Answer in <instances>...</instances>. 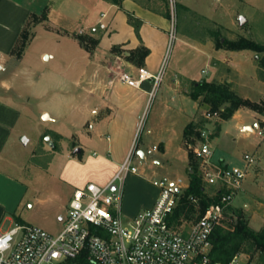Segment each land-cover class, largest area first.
<instances>
[{"label": "crops", "instance_id": "crops-1", "mask_svg": "<svg viewBox=\"0 0 264 264\" xmlns=\"http://www.w3.org/2000/svg\"><path fill=\"white\" fill-rule=\"evenodd\" d=\"M216 1L223 8L240 0ZM180 6L205 17L212 28L200 36L180 32L172 66L154 93L152 117L158 122L151 123L148 138L139 137L135 145L133 157L140 164L148 163L152 172L140 170L135 163L138 172L128 174L122 202L127 218L152 206L159 193L156 181L172 174L174 161L188 173L184 129L196 123L203 95L195 99L192 93L199 81L229 83L239 96L252 101L257 100V91L264 94L259 73L254 83L241 80L234 54L248 49L219 48L211 35L219 30L222 37L239 38L244 17L221 22L185 0ZM44 13L46 17L34 26L17 57L14 49L31 15ZM170 27L168 0H119L118 4L111 0H0V232L13 223L33 225L24 214L26 205L33 207V195L41 202L46 198L40 195L71 199L75 189L113 177L133 147L153 89L152 80L134 87L122 81L120 74L137 76L141 67L158 74L167 55ZM76 35L84 36L89 47ZM196 59L201 62L198 68ZM241 110L231 119L237 120L242 131L255 132L253 125L239 120ZM257 114L264 124V114ZM32 125L59 139L41 145L49 156L47 162L40 161L42 154H34L40 140L31 149L24 148L30 141L24 136ZM227 134L229 128L219 139ZM33 158H37L34 163ZM158 168L167 169L166 174L158 176ZM41 172L48 174L43 181L37 179ZM185 180L189 182V173ZM66 203L53 213L61 222L67 215L61 213L67 210Z\"/></svg>", "mask_w": 264, "mask_h": 264}, {"label": "built area", "instance_id": "built-area-1", "mask_svg": "<svg viewBox=\"0 0 264 264\" xmlns=\"http://www.w3.org/2000/svg\"><path fill=\"white\" fill-rule=\"evenodd\" d=\"M176 2L169 0L172 18L168 50L176 38ZM166 58L158 74L141 67L137 76L123 72L119 78L134 87L152 80V97L164 74ZM218 114V111H207L205 116L212 118ZM256 127L257 134L264 137V125ZM134 149L133 144L108 182H91L75 189L63 228L57 234L21 223L0 232V264H246L239 253L228 263L213 261L211 238L251 167L257 164L255 156L246 153L243 167L215 161L209 133L201 129V140L195 148L200 171L206 183L218 186L222 192L188 224L189 218L184 213L176 215L189 187L183 178L159 179L156 181L159 193L152 206L133 217L123 215L126 178L138 172L133 161ZM188 199L198 202L192 195Z\"/></svg>", "mask_w": 264, "mask_h": 264}, {"label": "rangeland", "instance_id": "rangeland-1", "mask_svg": "<svg viewBox=\"0 0 264 264\" xmlns=\"http://www.w3.org/2000/svg\"><path fill=\"white\" fill-rule=\"evenodd\" d=\"M185 2H188L193 8L199 11L202 10V12H207L208 10L209 14H214L218 20H221V22H227L232 18H239L241 16L244 17L247 22L244 25H241L239 22L240 26L238 28V35L251 38L261 44H264V0H240L237 3L235 2L236 5L234 4L233 6H225L223 8L220 6L221 2H217L216 0H185ZM180 3L181 0H177L175 5L176 38L167 52V58L163 68L165 70L164 73L166 74L169 70V67L172 66V62L174 61L173 58L177 50V45L180 44V32H186L194 34L195 36H200L205 35L206 31L209 28H212V24L209 20H207L203 16L196 14L195 12H187L185 10H182ZM225 3H227V1ZM168 11L171 20L172 14L169 0ZM259 57H264V52L257 53L253 50L248 49L238 51L234 54L235 62L236 64H238V69L242 73L241 80H243L245 83H254L255 80L258 78L257 75L260 69ZM197 60L198 59H196L195 63L197 64L196 66L198 68V66L201 65V62ZM257 66L259 67V69H257ZM204 75L207 76V74ZM259 77L261 78L260 75ZM232 90L237 93L236 90ZM261 91L262 90L257 91L261 94L259 93L257 95V100H255L254 102L262 103L264 101V94H262ZM252 96L256 97V95ZM155 99L156 98L154 95L150 98L146 112L140 122V126L135 138L136 142H134V145L138 144V142L140 141L139 137H143L144 139L148 138L147 130L151 127V123L153 124L155 122H158L156 120H154L153 122L154 118L152 117L153 108L156 104ZM199 104L200 105H198L199 110L197 112L196 124L200 125V129H205L209 133L210 144L214 153L215 160L225 158V162H227V164H229L230 166L238 165L243 167L246 164L244 160V155L246 153H249L251 155H254L257 161V164L251 167L248 175L244 179L243 186L235 196L233 203L225 211L224 217L221 220V225L228 229H231L233 227L234 222H236L239 218H242L248 223V225L252 229L257 231H263L264 137H261L257 134L256 127L257 125H264L261 123L262 117L257 114L256 110L248 106H243L240 112L239 120L244 123L253 125L255 130V132H246L242 131L239 127L237 128V120L231 119L233 115L229 118H223L221 116L220 111L224 110L226 107L229 106L228 102L220 104L218 109V116L212 118H206L205 116V113L207 111H210L211 104L206 103L203 100H201ZM49 125L53 127L54 123L51 122L49 123ZM228 128L229 134L219 139V135H223L224 131ZM43 131L44 130L41 126L32 125L29 129V133L27 134V136H24L29 138L30 140L24 145V148L25 150L31 149L35 141L40 140V146L36 149L34 154H42V156H40L39 158L40 161L47 162L49 160V156L44 155V150L41 148V145H48L52 142L57 143L59 139L52 134L46 135V133ZM216 131L218 132V134H215ZM47 138H49L48 141ZM199 142L200 141H198V143ZM135 155L136 152L134 153V157ZM36 160L37 158H33L32 162L34 163L36 162ZM194 160L200 163V160L198 158L195 159L194 157ZM133 161L134 164H139L140 170L145 169L148 173L152 172V169L149 167L148 163L140 164L138 163V161H136L135 158ZM31 168H35L33 164ZM155 170L159 172L158 176H164L167 171V169L162 168H158ZM170 172L172 174L167 176L173 179H177L180 177L185 180L188 174L184 165L177 161H174ZM39 174L40 175H38L37 178L39 181H43V178L48 175L45 172H41ZM206 186L210 195H217L216 190L219 189L218 186L210 185L207 183ZM40 197L46 199L41 202L37 201L34 195L32 196L30 202L32 203L33 207L31 208L30 205H26L24 214L30 219V222L33 225H39V227L46 229L50 233L57 234L58 232H60V230H62L63 222H61L58 217L54 215L55 210H57V208H59V206H61L62 203L66 202L67 200L65 206L67 207V210L64 209L61 211L62 215L65 216L68 211L70 198L68 199V195H58L57 197H55V195H40ZM246 204L249 205L248 208H246ZM260 204L261 206H259ZM196 211L197 212L194 211L193 213H190L189 220L187 221L188 224L194 222V220L198 218V206L196 208ZM14 225L15 224L13 223L10 228ZM239 254L243 262H245L246 264H264V249L257 247L256 244L252 242L245 243L242 249L240 250Z\"/></svg>", "mask_w": 264, "mask_h": 264}, {"label": "trees", "instance_id": "trees-1", "mask_svg": "<svg viewBox=\"0 0 264 264\" xmlns=\"http://www.w3.org/2000/svg\"><path fill=\"white\" fill-rule=\"evenodd\" d=\"M114 3H119V0H111ZM44 13L41 17L33 14L23 29L19 40L15 46L14 52L17 57H20L25 50L28 42L33 35V28L39 22L41 18H45ZM211 35L215 38L216 46L219 48H226L232 50H243L250 49L257 53L264 52V44H261L251 38L240 36L237 39L231 40L222 37L219 30H213ZM80 43L83 46L89 47L88 40L82 35H76ZM91 43V42H90ZM96 44L97 41H92ZM259 75L264 81V57H259ZM203 95V101L211 104L210 111H218L220 104L228 102L229 106L224 110L220 111L223 118L231 117L236 110L240 107L248 106L259 113L264 114V101L262 103L251 101L239 96L230 88L229 83L217 84L206 80L199 81L194 87L192 93L193 98ZM219 112V111H218ZM184 140L185 146L188 151L189 157V187L186 189L180 207L177 210L176 215L184 213L189 218L190 213L196 211L197 206L199 207V216L203 213L205 208L219 195L222 190L217 189L215 196H212L208 192L206 181L203 179L200 171V163L195 154V148L198 141L201 140V129L200 125L196 123H189L184 129ZM194 196L198 202H193L188 199V196ZM198 216V217H199ZM212 250L210 257L213 261H219L222 263H228L236 254L240 252L243 245L247 242L256 244L257 247L264 249V229L263 231H257L252 229L248 223L239 218L234 222L233 227L228 229L222 225L215 228L212 234Z\"/></svg>", "mask_w": 264, "mask_h": 264}, {"label": "water", "instance_id": "water-1", "mask_svg": "<svg viewBox=\"0 0 264 264\" xmlns=\"http://www.w3.org/2000/svg\"><path fill=\"white\" fill-rule=\"evenodd\" d=\"M245 22H246V19H245V18H242V19L240 20V24H241V25H243Z\"/></svg>", "mask_w": 264, "mask_h": 264}]
</instances>
